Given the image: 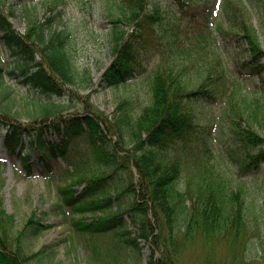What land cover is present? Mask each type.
<instances>
[{"label": "trees", "instance_id": "16d2710c", "mask_svg": "<svg viewBox=\"0 0 264 264\" xmlns=\"http://www.w3.org/2000/svg\"><path fill=\"white\" fill-rule=\"evenodd\" d=\"M33 1L0 0L2 37L18 56L7 72L0 64L3 131L0 143L10 157L20 159L28 176L32 175L33 161L26 149L42 152L36 163L44 171L50 170L51 164L59 159L66 162L67 178L58 185V195L59 207L67 219L65 208L79 215L76 218L74 214L69 222L73 226L71 241H75L76 235L94 237L112 233L136 245V238L129 236L130 219L137 236L151 243L149 264H177L180 253L198 239L216 245L228 238L232 250H241L249 234L245 188L239 184L232 186L230 176L212 162L199 165L198 180L182 181L184 163L179 152L182 150L185 157L197 160L210 151L206 138L192 137L197 127L196 107L227 96L224 116L230 123L232 140L239 148L241 171H258L264 164V134L253 125V121L260 125L264 122V105L255 99L254 104L249 103L242 110L235 100L242 89L236 72L244 74L246 67L248 74L264 73V48L250 15L247 1L251 0H220L224 20L215 24L217 31L246 47V60H232V69L226 64L218 70L209 68L202 80L191 86L183 76V68L158 66L152 99L139 113L131 110L128 99L118 104L112 117L92 107L65 114L56 102H40L39 112H28L31 119L25 123L9 104L1 105L11 93L10 85L6 84L7 75L16 77L18 72L24 76L25 83L58 96L66 94L70 84L82 79L89 81L67 49L69 32L57 30L53 16L39 19ZM252 1L260 4L263 0ZM195 2L180 0V7L186 12L199 7L207 10L198 36L203 39L212 33L211 8L207 5L209 0L197 8L193 6ZM112 3L117 8L111 14L114 59L102 74V84L106 86L125 83L141 71L137 69L140 52L153 39L154 26L163 19L161 6L155 0H113ZM17 5H21L28 21L23 33L10 22ZM224 22L229 23L228 28ZM261 27L264 28V15ZM76 141L87 144L92 156L75 148ZM4 165L0 162V167ZM120 171L126 172L124 187L114 195L119 189L116 181ZM126 193L133 195L132 203L127 208L119 204L114 209L115 200ZM15 222L14 214L6 211L0 195V264H34L42 258L46 246L29 253L26 242L48 225L36 217V212L20 230H14Z\"/></svg>", "mask_w": 264, "mask_h": 264}, {"label": "rangeland", "instance_id": "374dc122", "mask_svg": "<svg viewBox=\"0 0 264 264\" xmlns=\"http://www.w3.org/2000/svg\"><path fill=\"white\" fill-rule=\"evenodd\" d=\"M112 1L34 0L32 4L37 6L35 14L39 19L45 20L53 16L54 27L69 32L67 49L89 81L82 79L70 84L66 94L58 96L30 86L23 81L24 76L16 72V77L7 75L6 84L10 85L11 93L1 101V105L9 104L13 111L21 114L25 123L31 119L28 112H39L37 109H40V102H56L62 106L65 114L87 111L92 107L112 117L118 104L128 99L131 110L139 113L152 99L153 79L160 66L174 70L183 68L184 78L191 86H195L208 73L209 68L212 71L218 70L226 64L232 69V60H246V47L241 46L235 39L225 38L216 29L215 24L224 20L219 8L220 0H209L207 4L211 8L212 33L203 39L198 36L199 29L204 27V14L207 10L197 6H203L201 4H205L206 0H195L193 6L197 9H190L188 12L181 9L183 7H180V0H155L161 6L163 19L160 25L154 26L153 39L140 52L137 69L141 71H137L125 83L106 86L102 84V74L114 59L110 33L113 25L111 14L116 13L117 8ZM247 2L264 48V28L261 27L264 0L260 4L252 0ZM17 7L10 22L18 32L23 33L27 30L28 21L21 5ZM224 26L228 28L229 23L224 22ZM2 35L0 29V64L7 72L18 60V56L9 49ZM244 70V74L235 73L242 85L241 91L235 97L236 106L244 110L250 106L249 103L254 104L255 99H259L264 105V73L251 75L246 73V67ZM226 102L227 96L217 102L201 103L196 107L197 127L192 137L194 140L199 136L206 138L210 151L195 160L194 157H185L184 151L180 150L179 154L182 155L184 163L182 181H188L189 178L198 180L199 165L208 162L219 165L230 176L232 186L237 187L236 184H239L245 188L249 234L239 251L231 249L228 238L216 245L204 244L201 239L195 240L180 253L177 264H264V164L258 171H241L239 148L232 140L230 123L224 116ZM253 125L264 134V122L260 125L253 121ZM2 132L0 126V135ZM48 137L52 135L48 134ZM194 140L192 144H195ZM75 148L89 156L92 154L91 148L82 141H76ZM26 150L33 161L31 176H28L20 159L8 156L0 143V162L5 164L0 167V182L4 180L0 184V195L6 211L15 216V231L20 230L35 212L36 217L48 225V228L26 242L29 253L46 246L42 258L34 264H149L151 243L137 236L136 227L130 219L129 236L136 238V245L127 242L124 236L112 233L94 237L73 235L76 239L71 241L73 226L69 222L75 213L65 208L68 219L66 218V214L59 207L58 195V185L64 184L63 181L67 178L64 172L67 164L59 159L51 164V171L47 168L44 171L36 163L42 152L38 149ZM125 177L126 172L120 171L116 181L119 189L114 195L123 189ZM132 201L133 195L122 194L115 200L114 209L119 204L122 208H127ZM74 217L79 218V215L75 214ZM211 242L213 244L214 241ZM211 246L213 247L210 248Z\"/></svg>", "mask_w": 264, "mask_h": 264}]
</instances>
